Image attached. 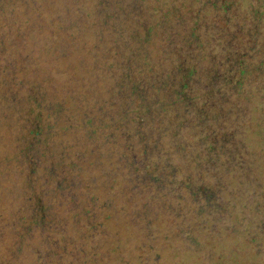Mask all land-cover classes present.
<instances>
[{
	"label": "trees",
	"instance_id": "1",
	"mask_svg": "<svg viewBox=\"0 0 264 264\" xmlns=\"http://www.w3.org/2000/svg\"><path fill=\"white\" fill-rule=\"evenodd\" d=\"M0 49L79 264H264V0H0Z\"/></svg>",
	"mask_w": 264,
	"mask_h": 264
},
{
	"label": "rangeland",
	"instance_id": "2",
	"mask_svg": "<svg viewBox=\"0 0 264 264\" xmlns=\"http://www.w3.org/2000/svg\"><path fill=\"white\" fill-rule=\"evenodd\" d=\"M7 20L8 15H4L3 21ZM4 62L0 49V264H65L62 260L65 252L70 253L66 258L69 264H79L81 255L73 238L79 222L74 221L72 211L76 205L82 208L80 199L75 200L70 192L54 191L53 179L47 177L43 166L53 162L55 157L44 159L39 150L27 156L23 153L30 141L29 131L21 119L9 114L13 87ZM55 145L60 147L57 143L52 147ZM89 176L95 178L92 173ZM73 181V189L79 191L78 178ZM40 206L44 207L43 222L47 224L52 220V227L29 229L38 216L35 209ZM26 227L29 231L25 234ZM20 233L24 239L18 237ZM105 254L114 258L107 250ZM37 255L41 260H37Z\"/></svg>",
	"mask_w": 264,
	"mask_h": 264
}]
</instances>
